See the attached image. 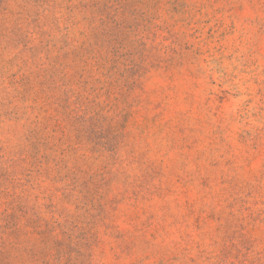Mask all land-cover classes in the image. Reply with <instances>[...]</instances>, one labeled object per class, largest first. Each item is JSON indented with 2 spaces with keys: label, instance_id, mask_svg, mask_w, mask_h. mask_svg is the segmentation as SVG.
Here are the masks:
<instances>
[{
  "label": "rangeland",
  "instance_id": "374dc122",
  "mask_svg": "<svg viewBox=\"0 0 264 264\" xmlns=\"http://www.w3.org/2000/svg\"><path fill=\"white\" fill-rule=\"evenodd\" d=\"M0 264H264V0H0Z\"/></svg>",
  "mask_w": 264,
  "mask_h": 264
}]
</instances>
